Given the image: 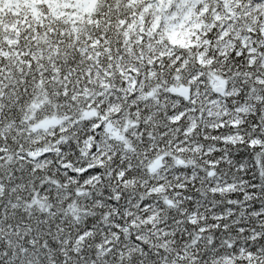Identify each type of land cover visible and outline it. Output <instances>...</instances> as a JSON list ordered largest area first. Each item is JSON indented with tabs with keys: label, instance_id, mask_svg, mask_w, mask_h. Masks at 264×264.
Here are the masks:
<instances>
[{
	"label": "snow or ice",
	"instance_id": "6c2138e0",
	"mask_svg": "<svg viewBox=\"0 0 264 264\" xmlns=\"http://www.w3.org/2000/svg\"><path fill=\"white\" fill-rule=\"evenodd\" d=\"M0 264H264V0H0Z\"/></svg>",
	"mask_w": 264,
	"mask_h": 264
}]
</instances>
